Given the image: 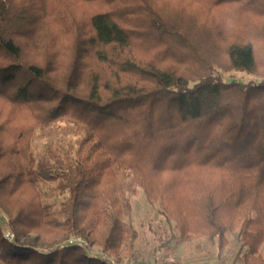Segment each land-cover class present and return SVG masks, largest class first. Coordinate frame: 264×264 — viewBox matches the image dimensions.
Segmentation results:
<instances>
[{
	"label": "trees",
	"instance_id": "16d2710c",
	"mask_svg": "<svg viewBox=\"0 0 264 264\" xmlns=\"http://www.w3.org/2000/svg\"><path fill=\"white\" fill-rule=\"evenodd\" d=\"M63 118L86 130L76 162L36 164V129ZM114 162L182 240L223 251L238 230L264 264V0H0V263L107 264L77 237L120 257ZM38 181L69 193L60 216Z\"/></svg>",
	"mask_w": 264,
	"mask_h": 264
},
{
	"label": "rangeland",
	"instance_id": "374dc122",
	"mask_svg": "<svg viewBox=\"0 0 264 264\" xmlns=\"http://www.w3.org/2000/svg\"><path fill=\"white\" fill-rule=\"evenodd\" d=\"M216 78L225 83H249L259 81L245 72L216 70ZM86 139V130L77 123L63 118L49 126L36 129L32 152L36 164L47 158L52 163L58 155L65 161L75 163L80 145ZM119 178V194L124 208L123 225L129 241L123 247L120 257H114L117 264H244L246 249L240 240L239 231L227 233L229 245L221 251L217 239L209 238L182 240L175 222L164 214L161 203L148 200L143 189L136 185L131 171L114 162ZM38 190L43 204L60 216L69 200V193L58 189V182L38 181ZM0 227L11 230L9 218L0 210ZM27 242L36 244L34 236ZM95 253L102 247L89 243ZM40 251H48L40 248ZM264 254V246L262 248ZM2 264V263H0Z\"/></svg>",
	"mask_w": 264,
	"mask_h": 264
},
{
	"label": "built area",
	"instance_id": "2783aa9c",
	"mask_svg": "<svg viewBox=\"0 0 264 264\" xmlns=\"http://www.w3.org/2000/svg\"><path fill=\"white\" fill-rule=\"evenodd\" d=\"M3 236L4 238H6L7 240L11 241V242H15L16 237L15 234L11 231V230H4L3 231ZM70 244H77L80 247H82L83 249H85V251L88 253V255L92 258H99L104 260L107 264H117L115 263L113 260L115 259L114 257L110 256L108 253H105L104 251H101L100 253H95L88 242H86L84 239L77 237V238H73L70 241ZM113 259V260H112Z\"/></svg>",
	"mask_w": 264,
	"mask_h": 264
}]
</instances>
